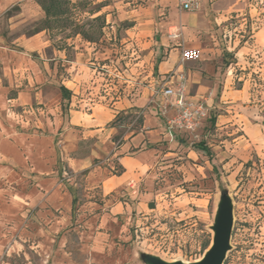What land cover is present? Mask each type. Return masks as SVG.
Segmentation results:
<instances>
[{"label":"rangeland","instance_id":"374dc122","mask_svg":"<svg viewBox=\"0 0 264 264\" xmlns=\"http://www.w3.org/2000/svg\"><path fill=\"white\" fill-rule=\"evenodd\" d=\"M80 1L86 4L76 8L77 19L83 23L103 14V35L99 42L68 44L65 39L77 36L69 29L58 33L54 39L61 38L48 48L29 51L34 59L41 54L45 61L47 56L53 59L46 73L29 69L28 74L26 69L22 74L9 68L10 62L26 65V52L14 38L30 36L41 19L21 21L13 17L17 10L0 16V44L19 54L0 59V264H194L212 247L225 197L233 225L223 264H264V47L260 39L255 43L250 38L254 18L264 15V0H239L244 11L221 17V25L216 22V51H194L184 63L180 60L189 80L203 72L213 88L207 91L212 103L203 98L209 114L196 131L201 136L193 135L192 142L184 138L194 149L202 142L212 165L187 154L165 158L157 166L155 187L166 201L158 203L157 211L134 207L128 215L112 213L108 203L113 198L89 184L88 173L69 168L68 156L88 154L93 144L80 141L71 152L73 137L65 132L73 98L72 109H81L80 99L112 107L121 99L138 97L150 84L152 47L144 42L153 35L137 36L133 28L157 4ZM101 3L105 5L92 15ZM250 4L261 14L255 10L252 15ZM133 10L132 16L128 12ZM236 38L247 39L255 50L245 53L240 64L235 50L226 48V40L233 43ZM58 46L65 48L64 58L56 56ZM61 85L74 90L70 99L62 95ZM142 114L125 123L137 128Z\"/></svg>","mask_w":264,"mask_h":264},{"label":"crops","instance_id":"0c3cea01","mask_svg":"<svg viewBox=\"0 0 264 264\" xmlns=\"http://www.w3.org/2000/svg\"><path fill=\"white\" fill-rule=\"evenodd\" d=\"M181 1L186 0H156L157 8H153L150 16L143 18L138 27L133 28L138 30L137 36L153 35L152 40L144 42V45L150 44L152 47L151 74L153 76L149 79L150 84L138 93V97L121 99L115 102L112 107H107L96 99L92 101L93 103L80 99V103L84 102V105H80V110L72 109L73 106H76L74 98L71 102L70 127L65 133L66 136L73 137V139L68 149L75 152L80 141H90L93 147L85 155L69 154L70 156L67 158L68 166L74 172L88 171L87 182L100 187L103 196L113 198L109 200L110 204L108 203V206L109 210L117 215H120V213L131 214L134 212V207L141 211H157L160 205L158 203H161L165 196L161 190H157L155 187L156 169L158 164H161L160 162L165 158L176 156L182 158L181 154H187L190 159H195V157L207 159L204 164L208 166L213 163L212 155L208 156L206 149H194V147L184 142V138L190 139V142H192L193 135L195 137L201 135L178 129L175 130L173 135L167 132L165 118L159 108L161 93H158L157 90L160 89L162 84L168 82V77L171 74L182 71L180 60L183 54L187 56V54L196 51L201 55L202 52L208 49L216 51L215 48L219 45V40L214 32L216 22L221 25V17L229 19L226 14L234 10L242 12L245 6L237 4L239 0H190L193 2L194 7L183 9L179 6ZM15 5H18L21 11L13 17H21V21L28 18L39 20L45 15L44 10L36 0H0V16L7 13ZM255 10L257 14L259 9L250 4L252 15H256L253 14ZM128 13L133 16L135 10ZM164 14L166 16L159 17ZM260 14L261 12L257 15ZM126 17L127 15H122L121 18ZM137 19L139 21L140 18ZM151 24L152 28H150ZM141 26H143V29H140ZM225 28L223 26L224 31H228ZM175 33H180L182 36L175 38L172 35ZM252 33L253 35L250 38L255 39V43H258L260 39V43L264 47V15L257 16V19L254 18ZM225 37H228V34H225ZM241 37H244V35H241ZM57 38L60 39L61 37L58 36ZM56 40L50 38L46 30L28 37L20 35L14 38V42L26 52L27 56L24 57L26 65L10 62L9 68L22 74L26 72V69L28 71L33 69L35 73H46L51 68L49 61L53 59L47 56L46 61L43 60L45 58L44 54H41V58L34 59L30 52H39L48 48ZM65 40L68 44H71V40L74 42L77 40L83 41V38L77 35ZM86 42L90 44L87 40ZM207 42L209 44H206ZM226 42L228 50H235V56L239 60V64L241 63L240 59L245 60V53L255 52L247 46L249 42L247 39L242 41L236 38L233 43H229L228 40ZM8 50L9 48L4 44H0V59H2V62L4 59H13L19 55L16 51L10 52L9 50L8 52ZM218 50L221 52L220 48ZM54 51L56 56L65 57L66 52L63 46H58ZM19 57L23 58L22 56ZM41 59L43 62H41ZM41 67L43 68L42 71ZM28 74H30V71ZM194 75V79L189 80V98L193 101H203V98H205L208 105L211 104L212 98L207 97V91L213 90V88L203 79V72ZM66 87L71 93L74 92L68 85ZM131 110L135 113L139 111L143 113V125L140 129L135 131L127 123L113 125L112 122L118 114ZM113 163L121 165L125 170L119 175L115 174L116 167ZM152 202L153 205L150 204Z\"/></svg>","mask_w":264,"mask_h":264},{"label":"trees","instance_id":"16d2710c","mask_svg":"<svg viewBox=\"0 0 264 264\" xmlns=\"http://www.w3.org/2000/svg\"><path fill=\"white\" fill-rule=\"evenodd\" d=\"M38 5L44 10L45 15L42 17L40 21H38L37 27L34 31L31 32L30 35L37 34L42 32V30L48 31L50 38L54 39L58 33L64 32L66 30L71 29L72 35H80L84 40L95 43L99 42L101 36L103 35V28L106 26L105 16L100 14V16L90 18L87 21L81 23L80 20L76 17V8L85 7L86 2H81L80 0H36ZM103 3L99 4L98 9L91 10L90 13L93 15L102 7ZM13 10L21 11L18 5L13 6L7 13L12 14ZM62 95L68 99L71 98V91L65 86L61 85ZM138 113L134 111L122 112L117 115V118L112 122L113 125H117L118 123H125V120L129 119L131 116L135 118ZM213 122H216L215 118H213ZM138 125L137 128H132L135 131L140 129L141 125H143V116H139L136 120ZM199 149H205L204 144L200 142L198 146ZM95 162H97L95 160ZM116 172L115 174H121L125 168L119 164H115ZM85 174L88 171L84 172ZM153 205V202L150 203ZM210 243V242H209ZM206 243L204 248L206 249L209 245Z\"/></svg>","mask_w":264,"mask_h":264},{"label":"built area","instance_id":"2783aa9c","mask_svg":"<svg viewBox=\"0 0 264 264\" xmlns=\"http://www.w3.org/2000/svg\"><path fill=\"white\" fill-rule=\"evenodd\" d=\"M183 9L194 7L190 0L181 1ZM175 38H180V33L172 34ZM181 61H186L183 54ZM167 83L162 84L158 93H161L159 108L165 118L167 132L173 135L175 130H184L195 133L208 117L209 108L204 101H193L189 98V78L183 71L171 74ZM173 110V114H169Z\"/></svg>","mask_w":264,"mask_h":264},{"label":"water","instance_id":"95a60500","mask_svg":"<svg viewBox=\"0 0 264 264\" xmlns=\"http://www.w3.org/2000/svg\"><path fill=\"white\" fill-rule=\"evenodd\" d=\"M226 201L220 206L218 222L219 226L217 227L216 237L214 239L212 247L208 250L206 257L200 262L194 264H223L228 248L230 246L231 239V230H232V215L231 208L229 207L228 199L225 197ZM154 264H163L161 262H154ZM182 264V263H179Z\"/></svg>","mask_w":264,"mask_h":264},{"label":"bare ground","instance_id":"6f19581e","mask_svg":"<svg viewBox=\"0 0 264 264\" xmlns=\"http://www.w3.org/2000/svg\"><path fill=\"white\" fill-rule=\"evenodd\" d=\"M212 243H213V242H212ZM212 243H211V244H212ZM211 244H210V245H211ZM212 245H213V244H212ZM206 251H207V250H206ZM204 258H205V257H204ZM199 259H200V258H199ZM176 263H177V262H176ZM176 263H175V264H176ZM182 264H189V263L185 261V262H183Z\"/></svg>","mask_w":264,"mask_h":264}]
</instances>
